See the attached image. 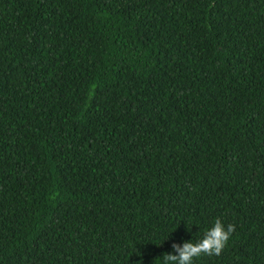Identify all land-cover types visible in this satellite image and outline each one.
Returning a JSON list of instances; mask_svg holds the SVG:
<instances>
[{
    "label": "trees",
    "instance_id": "1",
    "mask_svg": "<svg viewBox=\"0 0 264 264\" xmlns=\"http://www.w3.org/2000/svg\"><path fill=\"white\" fill-rule=\"evenodd\" d=\"M217 218L194 264H264V0H0V264H164Z\"/></svg>",
    "mask_w": 264,
    "mask_h": 264
},
{
    "label": "clouds",
    "instance_id": "2",
    "mask_svg": "<svg viewBox=\"0 0 264 264\" xmlns=\"http://www.w3.org/2000/svg\"><path fill=\"white\" fill-rule=\"evenodd\" d=\"M235 231V225L225 226L222 220L217 218L214 225L206 230L202 239L196 242L186 241L182 246L173 243V253L163 255L164 264H194V260L202 255L219 256Z\"/></svg>",
    "mask_w": 264,
    "mask_h": 264
}]
</instances>
